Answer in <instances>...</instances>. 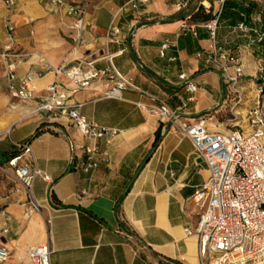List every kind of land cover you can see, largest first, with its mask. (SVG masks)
<instances>
[{
  "label": "crops",
  "instance_id": "1",
  "mask_svg": "<svg viewBox=\"0 0 264 264\" xmlns=\"http://www.w3.org/2000/svg\"><path fill=\"white\" fill-rule=\"evenodd\" d=\"M14 1L10 6L0 0V150L28 143L29 152L20 150L21 163L50 179L36 176L30 189L18 180L0 198V246L9 252L0 264H33L29 251L40 244H50L52 264H200L198 235L185 228L198 222L192 197L210 171L191 138L142 110L138 102L153 104L148 95L128 88L109 97L110 81L82 87L56 70L90 62L102 69L109 56L181 121L206 117L212 130H248L256 98L248 77L264 59L249 35L264 34V0H227L222 7L218 40L225 49L239 47L245 60V75L234 84L208 62V31L190 18L200 5L214 15L218 0H149L130 10L121 9L128 0H92L79 44L67 5ZM183 21L196 23L197 35L178 36ZM112 23L120 28L119 41L107 38ZM241 23L249 33L237 29ZM165 40L174 45L162 56ZM182 73L196 83L195 92L187 90ZM23 80L32 92L27 100L11 89ZM52 84L67 103H83L91 121L119 130L109 145L101 141L108 154L91 172L80 169L81 146L91 140L66 117L39 110Z\"/></svg>",
  "mask_w": 264,
  "mask_h": 264
},
{
  "label": "built area",
  "instance_id": "2",
  "mask_svg": "<svg viewBox=\"0 0 264 264\" xmlns=\"http://www.w3.org/2000/svg\"><path fill=\"white\" fill-rule=\"evenodd\" d=\"M53 3L65 4L68 13L74 19V36L76 44L83 41V31L87 25L86 13L92 0H50ZM149 0H128L122 10L135 9L148 3ZM219 10L202 22L207 29L210 43L204 53L208 62L225 73L230 82L236 83L245 75V60L239 47L225 49L218 40V29L222 7L227 0H218ZM254 1V0H250ZM7 5H14V0H6ZM179 9L185 7V2H178ZM12 29L11 26H9ZM237 29L249 33L250 29L244 23ZM120 28L112 23L107 31V38L118 40ZM192 33L197 35V24L183 21L178 36ZM264 42V34L249 35V44ZM173 42L165 40L161 47V55ZM109 65L99 69L90 62L87 67L81 65L67 69L59 68L57 74L64 73L74 83L85 87L95 79H106L112 84L106 95L121 97L122 91L128 88L136 89L148 95L153 104L138 102L139 107L172 122L174 128L189 136L197 154L207 164L210 176L208 180L196 188L193 200L199 207L198 222L194 227L185 228L187 234H197L199 238L198 252L200 264H264V104L258 97L248 113V130L242 127L216 131L208 127L206 117H200L191 122L181 121L178 113L154 95L145 93L124 76L115 66L112 57ZM259 71H263L260 68ZM15 76L11 74V78ZM180 77L186 80L185 86L189 92L197 90L196 83L186 73ZM23 80L19 88L11 87L15 97L27 100L32 92ZM262 88V87H261ZM50 95L40 105L39 110L49 115L66 117L81 134L91 140L81 146L84 160L80 169L91 172L97 169L107 156V150L101 141L109 145L118 135L119 130L100 126L91 121L83 113V103L69 104L61 98L57 84L48 88ZM240 101V97L238 98ZM23 152L30 151L28 143L18 144ZM21 155L13 157L8 165L14 171L16 178L30 189L36 176L49 180L50 176L39 169H30L28 164L21 163ZM53 250L50 244H40L29 251L33 264H52ZM9 257L6 248L0 246V262Z\"/></svg>",
  "mask_w": 264,
  "mask_h": 264
},
{
  "label": "rangeland",
  "instance_id": "3",
  "mask_svg": "<svg viewBox=\"0 0 264 264\" xmlns=\"http://www.w3.org/2000/svg\"><path fill=\"white\" fill-rule=\"evenodd\" d=\"M263 23H264V14H263ZM260 45V52L264 50V42L256 43ZM260 57L263 55L260 53ZM260 68H263V71H259ZM252 79L254 84L250 87V93L252 98L258 97L262 100L264 104V59L260 60V65L254 68V73L248 77ZM262 87V88H261ZM18 183V179L14 175V171L8 164L0 165V198L5 197L11 193Z\"/></svg>",
  "mask_w": 264,
  "mask_h": 264
},
{
  "label": "trees",
  "instance_id": "4",
  "mask_svg": "<svg viewBox=\"0 0 264 264\" xmlns=\"http://www.w3.org/2000/svg\"><path fill=\"white\" fill-rule=\"evenodd\" d=\"M212 12H206L204 7L202 5L198 6V8L193 11L191 14H190V18L195 20V21H206V20H209L210 18H212ZM41 127H39L37 129V132L36 134H40L41 133ZM20 153V149H13V150H0V165L1 164H8L9 161L19 155Z\"/></svg>",
  "mask_w": 264,
  "mask_h": 264
}]
</instances>
